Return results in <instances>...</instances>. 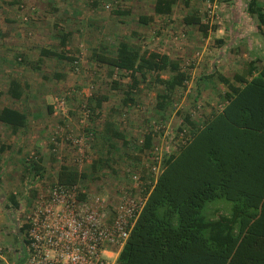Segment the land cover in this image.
<instances>
[{"label": "rangeland", "instance_id": "1", "mask_svg": "<svg viewBox=\"0 0 264 264\" xmlns=\"http://www.w3.org/2000/svg\"><path fill=\"white\" fill-rule=\"evenodd\" d=\"M170 1L171 11L158 15L153 11L156 0H0V81L6 70H17L18 74L27 70L31 75L29 83L22 77L25 87L19 100L7 93L8 82L0 83V109L12 107L27 115L26 126L18 132L0 123V172L6 163L12 173L2 171L0 178V264H22L25 250L19 224L31 208L32 193L42 192L57 181L62 164L58 155L65 165L86 175L78 185L80 190L116 203L120 191L132 186V172L139 173V169L130 168L137 165L135 156L142 154L135 144L149 123H165L167 132H171L185 128L183 119L189 115L200 124L221 110L227 91L216 78L205 76L217 71L236 84L233 76L247 71L250 61H257L258 67L264 64L263 29L257 33L251 24L242 26L245 0ZM191 14L200 16L210 28L206 37L196 27L183 23V18ZM140 15L151 16L153 21L143 25L138 22ZM243 28L249 29L247 36ZM65 34L69 35L63 45ZM121 40L142 50L167 54L188 74L185 87L172 93L164 111L156 108V96L163 93V87L154 82V74L147 73L145 80L138 76L135 103L126 107L121 103V87L129 84L128 74L91 60L94 51L114 55ZM43 49L76 58V71L68 60L40 57ZM113 81L120 89H113ZM64 96V106L57 110ZM102 96L107 100L96 111L92 126L97 136L79 155L65 137L80 136L83 107L90 97ZM112 132L123 133L128 144L123 146L114 138L109 141ZM52 138L58 141L56 156L50 151ZM184 138L183 134L177 142ZM154 142L160 148L165 146L160 138ZM110 143L115 149L107 153ZM33 157L41 160L37 176L27 175L25 170ZM143 157L147 162L146 154ZM101 159L110 161L96 163L93 169L92 162ZM13 195L18 208L9 199ZM230 206L224 199L213 200L203 213L215 218Z\"/></svg>", "mask_w": 264, "mask_h": 264}, {"label": "trees", "instance_id": "2", "mask_svg": "<svg viewBox=\"0 0 264 264\" xmlns=\"http://www.w3.org/2000/svg\"><path fill=\"white\" fill-rule=\"evenodd\" d=\"M171 6L170 0H156L153 11L158 15L168 14ZM246 6L248 13L258 20L260 29L264 26V0H246ZM152 21L151 16L138 17L143 25ZM182 21L196 27L203 37L210 31L197 14L186 15ZM68 35L62 36L63 45ZM40 55L68 60L73 62L74 70L77 69L76 58L66 54L43 49ZM90 57L97 64L128 74L130 82L125 89L118 82H112L113 89L121 87L123 90L121 103L126 107L135 103L138 76L145 80L150 72L154 74V82L163 87V93L156 96L159 111L165 110V102L172 93L185 87L189 80L178 61L167 54L142 50L126 40L117 42L114 55L94 51ZM256 62L250 61L247 71L233 76L236 84L217 71L205 76V79L216 78L226 87L225 103L221 110L200 124L185 115L183 124L186 127L172 130L177 136L184 134V142L169 143L167 151L163 149L160 172L156 179L149 177L153 184L144 190V206L118 253L116 264H264V64L258 67ZM21 87L17 80H11L7 93L19 100L23 95ZM106 100L103 96L88 100V118L79 122L81 132L77 136L84 139V149L97 136L93 121L98 116L96 111ZM26 121V115L16 109H0V123L12 132L23 128ZM146 129L135 144L138 154H142L135 156L137 165L130 168L139 169V173L134 174L141 176L159 157L155 152L159 146L154 141L156 138L162 140L166 125L149 123ZM105 131H109L108 127ZM111 138L121 141L123 146L128 144L121 132H112L109 141ZM110 148L115 149L114 144H109L107 153ZM144 153L147 162H143ZM109 161H94L92 168L95 169L96 163ZM60 163L57 181L51 184L57 182L73 187L86 178L76 168L65 165L64 160ZM41 169V160L37 157L29 159L25 168L31 176L39 175ZM134 174L132 172L131 178ZM36 194L32 193L34 197ZM79 194L81 199L92 197L82 190ZM9 199L18 208L16 197L13 195ZM217 199H224L231 206L225 214L215 218L205 216L206 204Z\"/></svg>", "mask_w": 264, "mask_h": 264}, {"label": "built area", "instance_id": "3", "mask_svg": "<svg viewBox=\"0 0 264 264\" xmlns=\"http://www.w3.org/2000/svg\"><path fill=\"white\" fill-rule=\"evenodd\" d=\"M65 98L58 101L57 110L63 108ZM81 114L80 122H83L89 109L84 106ZM161 136L165 146L155 148L159 154L156 162L152 161L145 175L132 176V186L120 191L116 203L97 196L81 199L78 186L66 187L57 182L38 192L25 220L19 224L20 228L26 226L22 264H116L118 253L144 206V190L153 184L149 177L156 179L160 172L163 149L169 143H177L176 139L183 134L177 136L165 129ZM65 139L72 150L83 153L82 137L68 135ZM57 145V138H52L50 151L55 156ZM57 158L62 160L60 155Z\"/></svg>", "mask_w": 264, "mask_h": 264}, {"label": "crops", "instance_id": "4", "mask_svg": "<svg viewBox=\"0 0 264 264\" xmlns=\"http://www.w3.org/2000/svg\"><path fill=\"white\" fill-rule=\"evenodd\" d=\"M262 2H263V0H262ZM243 8V7H242ZM247 24H251V26L252 27H254L255 29H256V32L258 33L260 30H259V23H258V20L256 19V17H254V16H252V15H250L249 13H248V11H247V6H246V0H245V3H244V8L242 9V26L244 27V25H247ZM244 29V31H245V34H244V36H247V34H249L248 32H249V29H246V28H243ZM260 29H263V31H264V26H261V28ZM259 30V31H258ZM255 32V33H256ZM245 39V38H244ZM14 41V40H13ZM2 69H4V68H2ZM10 70H6V73L5 74H3L2 76H3V79H2V81H0V83H7L8 82V85H9V83H10V81L11 80H17L21 85H22V87H21V91H23V87H25V85H24V83L27 81L28 83H29V78H30V76L31 75H28V73H27V70H22V74H18L17 73V70H12V71H10ZM23 75V76H22ZM22 77H25V82H23V78ZM39 83H40V81H39ZM2 85V84H1ZM10 108H12V107H10ZM2 109V108H1ZM13 109H16V108H13ZM16 110H18V109H16ZM18 111H20V112H22V113H24L25 115H26V113L25 112H23V111H21V110H18ZM26 117H27V115H26ZM26 124H27V121H26ZM26 124H25V126H26ZM24 126V127H25ZM22 129V128H21ZM20 129V130H21ZM20 130H18V131H20ZM17 131V132H18ZM4 167V169L3 170H1V172L2 171H5L6 170V172L8 171L9 172V170L10 169H8V168H6V163H4V166H2V168ZM13 169H16V166H14V168ZM0 172V178L2 179V177H1V173ZM15 173H17L16 171H15ZM15 173H13V174H15ZM9 174H11L12 175V173H11V171L9 172ZM16 175V174H15Z\"/></svg>", "mask_w": 264, "mask_h": 264}, {"label": "bare ground", "instance_id": "5", "mask_svg": "<svg viewBox=\"0 0 264 264\" xmlns=\"http://www.w3.org/2000/svg\"><path fill=\"white\" fill-rule=\"evenodd\" d=\"M81 117V116H80Z\"/></svg>", "mask_w": 264, "mask_h": 264}]
</instances>
